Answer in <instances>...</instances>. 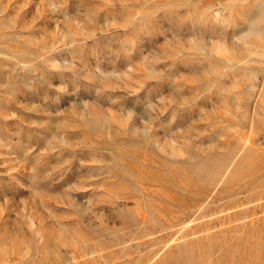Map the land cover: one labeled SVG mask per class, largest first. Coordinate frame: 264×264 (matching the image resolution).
I'll return each mask as SVG.
<instances>
[{
	"label": "rangeland",
	"instance_id": "1",
	"mask_svg": "<svg viewBox=\"0 0 264 264\" xmlns=\"http://www.w3.org/2000/svg\"><path fill=\"white\" fill-rule=\"evenodd\" d=\"M0 264H264V0H0Z\"/></svg>",
	"mask_w": 264,
	"mask_h": 264
}]
</instances>
